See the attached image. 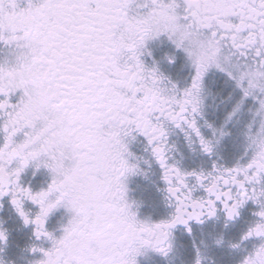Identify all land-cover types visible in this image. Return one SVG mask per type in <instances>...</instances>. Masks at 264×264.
<instances>
[{"label": "snow or ice", "instance_id": "6c2138e0", "mask_svg": "<svg viewBox=\"0 0 264 264\" xmlns=\"http://www.w3.org/2000/svg\"><path fill=\"white\" fill-rule=\"evenodd\" d=\"M0 264H264V0H0Z\"/></svg>", "mask_w": 264, "mask_h": 264}]
</instances>
